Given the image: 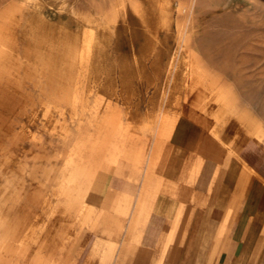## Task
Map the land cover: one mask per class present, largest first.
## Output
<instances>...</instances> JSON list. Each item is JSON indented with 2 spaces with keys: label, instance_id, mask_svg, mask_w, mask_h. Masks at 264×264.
Wrapping results in <instances>:
<instances>
[{
  "label": "rangeland",
  "instance_id": "obj_1",
  "mask_svg": "<svg viewBox=\"0 0 264 264\" xmlns=\"http://www.w3.org/2000/svg\"><path fill=\"white\" fill-rule=\"evenodd\" d=\"M220 102L264 154V0H0V264H59L69 166L146 160Z\"/></svg>",
  "mask_w": 264,
  "mask_h": 264
},
{
  "label": "crops",
  "instance_id": "obj_2",
  "mask_svg": "<svg viewBox=\"0 0 264 264\" xmlns=\"http://www.w3.org/2000/svg\"><path fill=\"white\" fill-rule=\"evenodd\" d=\"M201 108L177 115L146 160L127 161L116 149L90 171L69 166L66 187L81 198L64 197L54 208L65 223L42 241L54 261L264 264L262 146L227 102Z\"/></svg>",
  "mask_w": 264,
  "mask_h": 264
},
{
  "label": "bare ground",
  "instance_id": "obj_3",
  "mask_svg": "<svg viewBox=\"0 0 264 264\" xmlns=\"http://www.w3.org/2000/svg\"><path fill=\"white\" fill-rule=\"evenodd\" d=\"M208 142V141H207ZM218 155V154H217Z\"/></svg>",
  "mask_w": 264,
  "mask_h": 264
}]
</instances>
